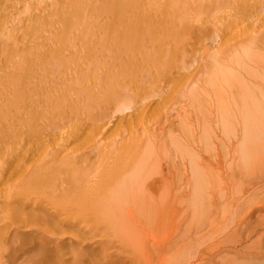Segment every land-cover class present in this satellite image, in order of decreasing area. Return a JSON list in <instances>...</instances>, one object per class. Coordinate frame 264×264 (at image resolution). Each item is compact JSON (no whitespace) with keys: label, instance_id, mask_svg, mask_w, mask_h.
<instances>
[{"label":"bare ground","instance_id":"bare-ground-1","mask_svg":"<svg viewBox=\"0 0 264 264\" xmlns=\"http://www.w3.org/2000/svg\"><path fill=\"white\" fill-rule=\"evenodd\" d=\"M259 2L0 0V264H264V215L253 217L264 207V13L257 15ZM232 13L255 18L239 27L237 38L257 39V50L248 52L239 44L231 54L236 65L244 61L260 79L257 90L247 87L241 75L222 69L223 47L211 48L220 72L216 79L235 81L236 101L247 108L235 110L239 140L230 168L258 178L254 188L252 181L242 185L241 194L262 195L256 202L242 200L240 211L221 221L198 185L188 194L194 208L175 210L174 199L158 194L166 188L161 183L155 184L158 193L143 196L155 185L144 183L135 156L115 165L129 135L106 132L124 116H140L149 105L150 87L186 67L190 53L182 50L206 47L214 35L211 23ZM249 70L246 75L255 76ZM47 82L51 90L39 92ZM84 135L94 143L72 148L71 142ZM228 224L230 231L219 235Z\"/></svg>","mask_w":264,"mask_h":264},{"label":"rangeland","instance_id":"rangeland-1","mask_svg":"<svg viewBox=\"0 0 264 264\" xmlns=\"http://www.w3.org/2000/svg\"><path fill=\"white\" fill-rule=\"evenodd\" d=\"M259 6L260 8L257 12V15L259 14L263 17L264 0H260ZM233 15L236 16L234 13L229 15L231 17H226L227 15H225V17L222 18L224 19V21L226 20L225 22H222L223 20L221 19L220 22H215V25L214 23H211L214 27V30L212 31L214 35H210V39L207 42L208 44L206 43L205 45L206 47L200 46L199 44L196 51L192 50V48V51H190L189 48H184V50H182V53L185 51L184 53L187 55L190 53L187 58V68H179V71L176 72L175 75L170 77V79H168V81L161 86L158 85L160 82H156L155 86L158 92L155 87H150L148 101L147 99L144 100L145 102L147 101V105L149 102V105L146 106L147 108L142 112L140 116L137 113L136 115L138 116L132 117V115H135L136 112L129 115L131 116L130 119L128 118L129 116H124L118 124H110L109 131L107 130L108 133L106 132V134H109L110 132L113 134L116 133V136H120L123 134H125L126 136L127 134L129 135L125 139L127 140V142L124 146L126 148L123 147L124 149H126L123 152V157L119 155L116 158L117 161L115 165L120 163V161L122 162L123 159L127 160L128 158L135 156L134 161L136 160V162L138 161L139 164L142 165V177L144 181H147L144 182L145 184L152 183L153 185L154 183V185H159L158 183H161L163 187L168 188V191H166V188H158L161 185H155L154 187L152 186L151 190L149 188V190L147 189L146 191L143 187V190H145L143 191L144 193H142L143 196H153L154 193H158V191L160 190L158 194H161V192H166L172 200L174 199L173 203L171 202V204H173L175 210H180L182 208L184 209L186 206L188 207V205L190 208H194V197L192 199V195L189 196L188 194H191L193 186L195 187L198 185V187L200 186L203 190H206L203 196H205V200L212 201L211 210H216L221 221H223V217H225L226 219V216L233 213L234 211H240L239 207L241 206L240 203L242 200L245 199L248 200L247 202L252 203L256 202V199L261 197L262 195V193L258 195H249L248 191L244 194H241L239 189L242 187V185L246 186V183L248 185V182L251 181L255 183L257 182L258 178L254 175L255 173L246 172L244 173V176V174L238 173V170H236V172L233 174L231 173L230 168L231 166H233L232 163L235 162L233 160V157L235 156L233 151L239 140L238 137L235 138L234 136L235 130L232 123V121L235 120V110L238 107L242 110L243 113L247 112V108H245V111L244 107H240L241 105L237 102L238 100L236 101L237 92L235 93V81L230 80L225 82L224 80L226 79H216V77L219 76L220 72H215L217 54L213 52V50H216V47L214 46H222L225 51L224 62L222 63V69L225 70V73L227 71V73L229 74L232 73L234 75H241V77H238L243 79V82L245 83L244 85L256 90L258 88V82L260 79L256 77L257 71L244 64V61L241 62L242 64L240 63V65L242 66L238 68L237 66L240 65H236V62L233 60V54L236 53L235 51H237L239 44H241L243 48L247 49L248 52L253 51V48L256 49L257 39L252 40V38H249L250 40L247 39L241 41L239 38H237L239 27H244L245 24L249 23V20H253L255 18H247V20L244 17H240L238 15L236 16V18L232 17ZM244 19L247 20L246 23L244 22ZM228 21L230 24L227 23ZM216 23H218L217 26ZM226 24H229L228 29H226L228 27ZM221 25L223 26L220 27ZM218 26L222 30V32L220 31ZM213 27H211V30L213 29ZM216 27L217 31H215ZM223 28L227 31H225ZM232 28L233 34H231L230 32ZM195 42L197 43V41ZM215 42L217 43L215 44ZM219 42L222 43L219 45ZM233 49H235V51ZM232 51L233 54H231ZM243 55L246 56V54ZM197 62L199 63V65ZM196 64L198 65L197 67ZM178 66H182L181 62L178 64ZM194 66L196 68H194ZM246 68L247 70H249L250 68L251 72H253L255 76L252 75L253 73L250 74L252 75V77L249 76V74L246 75ZM249 71L248 73H250ZM180 73L183 75V77ZM261 80L264 83V79ZM51 86L53 87V84H50L49 82L44 83L39 89V92H47L51 90ZM47 88H49V90H47ZM235 101L237 102V104ZM222 109H224L226 115L223 114L224 112H222ZM221 113L223 115L222 120H225V125H223L224 123L220 119L221 117L219 115H221ZM237 125L239 126V124ZM238 129H240V126L238 127ZM92 142L94 143V139L92 136L84 135V138L83 136H79L74 141H72L71 146L73 145L72 148L79 147L84 149L89 147ZM127 146H129V148L131 147L130 152L128 151ZM150 146H152L153 149ZM149 147L151 148L150 150ZM137 149L140 151H138ZM131 152L132 154H134L133 156H131ZM126 157L128 158L126 159ZM143 160L144 164L146 165L142 164ZM109 161L114 164L115 158L114 160L113 158H111ZM247 174L248 176H246ZM232 177L233 180H231ZM196 180H199L197 181V184H195ZM237 180H240L241 184H239V181ZM253 180L256 181L254 182ZM236 182L241 186L238 185L239 187H236ZM258 184L259 183H257V185ZM257 185L255 183L252 187L254 188ZM248 197H250V199ZM253 215V217L264 215V207L262 210H257L255 213H253ZM253 220L255 219L253 218ZM218 225L220 227L222 223ZM231 227H233L232 224L225 225V227L222 226L221 230L219 231V235H221V233L225 234L227 231H230L228 228ZM251 240H248L247 243H250ZM262 248H264V246Z\"/></svg>","mask_w":264,"mask_h":264}]
</instances>
